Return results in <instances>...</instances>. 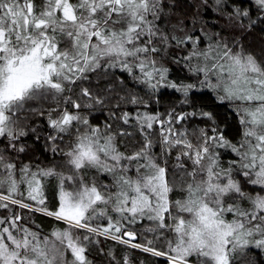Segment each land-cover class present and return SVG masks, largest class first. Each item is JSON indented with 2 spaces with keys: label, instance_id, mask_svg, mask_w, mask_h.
<instances>
[{
  "label": "snow or ice",
  "instance_id": "snow-or-ice-1",
  "mask_svg": "<svg viewBox=\"0 0 264 264\" xmlns=\"http://www.w3.org/2000/svg\"><path fill=\"white\" fill-rule=\"evenodd\" d=\"M106 241L264 252V0H0V264H133Z\"/></svg>",
  "mask_w": 264,
  "mask_h": 264
},
{
  "label": "trees",
  "instance_id": "trees-1",
  "mask_svg": "<svg viewBox=\"0 0 264 264\" xmlns=\"http://www.w3.org/2000/svg\"><path fill=\"white\" fill-rule=\"evenodd\" d=\"M214 15V14H213ZM175 99V97H173ZM169 103V97L165 96L162 100L163 105H167ZM224 109H221L223 112ZM40 152H37V158H40ZM45 156H48V153H44ZM59 159V157H57ZM47 163V161H45ZM100 179H103L101 177ZM54 185V181L51 182ZM54 187H49L48 195H49V206L55 203L54 200ZM25 215H28L25 213ZM32 219L36 221L45 231H50L52 227L57 226V222L54 221L52 218L44 217L39 213L31 214ZM63 226V225H59ZM140 226H137L139 229ZM102 246L106 249L111 247L114 248L118 253L130 255L133 258V264H165L163 257H153L150 254L142 253L139 250H133L127 248L123 245L115 244L113 241H106L103 242ZM89 259L94 262V264H107V258L104 257L102 254H98L97 249L95 247L90 248L89 250ZM241 264H264V252H261L258 249H253L250 251L246 258L241 261Z\"/></svg>",
  "mask_w": 264,
  "mask_h": 264
}]
</instances>
